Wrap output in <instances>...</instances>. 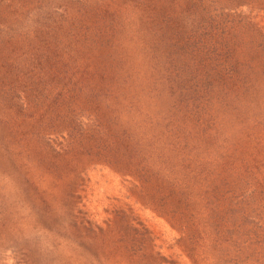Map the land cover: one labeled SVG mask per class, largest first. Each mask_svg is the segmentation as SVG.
<instances>
[{"label":"rangeland","instance_id":"rangeland-1","mask_svg":"<svg viewBox=\"0 0 264 264\" xmlns=\"http://www.w3.org/2000/svg\"><path fill=\"white\" fill-rule=\"evenodd\" d=\"M138 3L0 0V264H264V0Z\"/></svg>","mask_w":264,"mask_h":264},{"label":"trees","instance_id":"trees-1","mask_svg":"<svg viewBox=\"0 0 264 264\" xmlns=\"http://www.w3.org/2000/svg\"><path fill=\"white\" fill-rule=\"evenodd\" d=\"M132 1L136 4V6H137V3L138 2H139L138 3L139 5H142V3L145 2L146 4L143 5V6H144V9L145 10H148V11L152 10V7H155V5L153 3V0H132ZM224 41H225V44H222L221 43L222 45H224L223 46L224 54L226 56L232 57L233 56V51H232L233 50V47H230V45H229V41H230L229 38L227 37ZM196 42L197 41H193V40L188 41L187 44H186V48L189 47L191 49ZM190 49L188 51H185V52L188 53L190 56H194L195 54ZM196 49H198V48H196ZM180 56H181V54L178 53L177 54V57H180ZM219 56H220V53L215 54V60L216 61H219V59H218ZM33 58L35 60V57H33ZM39 61H40V57L36 59L37 65H39ZM174 62L175 61H173L170 57H168L167 64L164 67V71L167 72V73H169V75H167V77H166L168 79V81H172L174 78L180 79V77L178 76V74H179V70L177 69L178 67H177V65ZM200 67H202L201 66V63H200ZM214 68H215V66L209 68V70H213ZM36 75L37 74L34 72V73L31 74L30 77L31 78H36ZM181 82H182V80H181ZM73 85H74V83H72L70 85L71 86L70 91L72 90V86ZM182 88L184 90H187L188 91V92L187 91L184 92V95H188V96L191 93H193V91H195V92L198 91V90H193V89H195V87H193V89H191L189 86H186L185 87V85H183ZM67 90L69 91L68 88H67ZM200 91H201V89H200ZM207 94H208V92H207ZM195 112H194V110H192L191 113L186 112L185 115H184V120L185 119H189V120L194 121V124L197 125V126H199V127H201L202 130L203 129H210V127L208 126V124L210 123V126H211V123H212L215 115L212 114L208 109H206V111L202 110L200 107H197V105H195ZM203 122H207V123L203 126Z\"/></svg>","mask_w":264,"mask_h":264}]
</instances>
